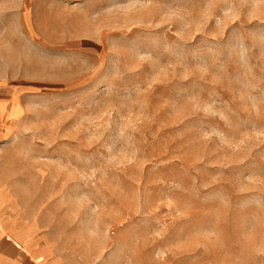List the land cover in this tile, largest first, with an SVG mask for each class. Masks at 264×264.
Returning a JSON list of instances; mask_svg holds the SVG:
<instances>
[{
	"label": "rangeland",
	"instance_id": "374dc122",
	"mask_svg": "<svg viewBox=\"0 0 264 264\" xmlns=\"http://www.w3.org/2000/svg\"><path fill=\"white\" fill-rule=\"evenodd\" d=\"M0 177L68 264H264V0H0Z\"/></svg>",
	"mask_w": 264,
	"mask_h": 264
},
{
	"label": "crops",
	"instance_id": "0c3cea01",
	"mask_svg": "<svg viewBox=\"0 0 264 264\" xmlns=\"http://www.w3.org/2000/svg\"><path fill=\"white\" fill-rule=\"evenodd\" d=\"M18 183L0 177V264H68L58 241L40 223L37 196Z\"/></svg>",
	"mask_w": 264,
	"mask_h": 264
}]
</instances>
